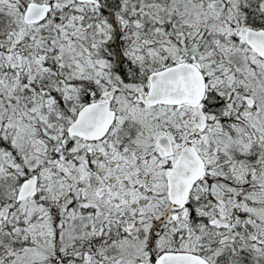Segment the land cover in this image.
<instances>
[{
    "label": "snow or ice",
    "instance_id": "1",
    "mask_svg": "<svg viewBox=\"0 0 264 264\" xmlns=\"http://www.w3.org/2000/svg\"><path fill=\"white\" fill-rule=\"evenodd\" d=\"M0 264H264V0H0Z\"/></svg>",
    "mask_w": 264,
    "mask_h": 264
}]
</instances>
